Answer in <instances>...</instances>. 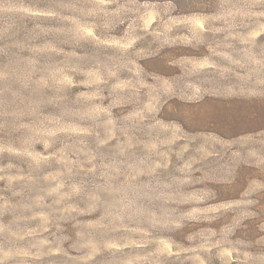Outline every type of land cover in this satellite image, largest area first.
<instances>
[{
  "label": "rangeland",
  "instance_id": "1",
  "mask_svg": "<svg viewBox=\"0 0 264 264\" xmlns=\"http://www.w3.org/2000/svg\"><path fill=\"white\" fill-rule=\"evenodd\" d=\"M0 264H264V0H0Z\"/></svg>",
  "mask_w": 264,
  "mask_h": 264
}]
</instances>
